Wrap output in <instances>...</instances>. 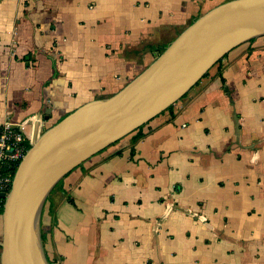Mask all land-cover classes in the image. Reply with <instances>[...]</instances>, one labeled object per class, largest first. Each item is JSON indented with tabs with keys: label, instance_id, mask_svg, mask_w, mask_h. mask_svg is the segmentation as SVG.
<instances>
[{
	"label": "crops",
	"instance_id": "obj_1",
	"mask_svg": "<svg viewBox=\"0 0 264 264\" xmlns=\"http://www.w3.org/2000/svg\"><path fill=\"white\" fill-rule=\"evenodd\" d=\"M229 1L0 0V128L24 124L35 142ZM143 132L52 193L42 218L52 264H264V38Z\"/></svg>",
	"mask_w": 264,
	"mask_h": 264
},
{
	"label": "water",
	"instance_id": "obj_2",
	"mask_svg": "<svg viewBox=\"0 0 264 264\" xmlns=\"http://www.w3.org/2000/svg\"><path fill=\"white\" fill-rule=\"evenodd\" d=\"M264 38V0H232L183 31L115 96L72 112L19 165L2 215L1 264H51L42 238L48 199L70 173L176 105L234 49Z\"/></svg>",
	"mask_w": 264,
	"mask_h": 264
},
{
	"label": "built area",
	"instance_id": "obj_3",
	"mask_svg": "<svg viewBox=\"0 0 264 264\" xmlns=\"http://www.w3.org/2000/svg\"><path fill=\"white\" fill-rule=\"evenodd\" d=\"M34 143L27 134L24 124H14L6 120L0 128V209L6 200L2 194L9 196L17 169Z\"/></svg>",
	"mask_w": 264,
	"mask_h": 264
},
{
	"label": "trees",
	"instance_id": "obj_4",
	"mask_svg": "<svg viewBox=\"0 0 264 264\" xmlns=\"http://www.w3.org/2000/svg\"><path fill=\"white\" fill-rule=\"evenodd\" d=\"M253 41H255V40H253ZM253 41H251V42H253ZM167 49V47H164V48H162L161 49V51H160V55L165 51ZM227 57V56H226ZM225 57V58H226ZM223 60H221V61H219L215 66H217V65H219V64H221V62H222ZM209 73L210 72H208L206 75H205V77L203 78V79H205L206 77H208V75H209ZM202 82V80L196 85V86H198L200 83ZM195 88V87H194ZM193 88V89H194ZM192 89V90H193ZM191 90V91H192ZM190 93V92H189ZM188 93V94H189ZM187 94V95H188ZM187 95H185L182 99H184ZM174 107H175V105H173V106H171L170 108H168L165 112H167V111H172L173 109H174ZM164 112V113H165ZM144 127L145 126H143V127H141V128H139L137 131H135L133 134H131L130 136H132V141H133V143H136V142H138L140 139H142L143 137H145V134H144V132H143V129H144ZM129 137V136H128ZM127 138V137H126ZM122 141V140H121ZM120 141H118L117 143H119ZM117 143H115V144H117ZM114 144V145H115ZM63 182V181H62ZM62 182H60V183H62ZM59 183V184H60ZM52 195V194H51ZM49 200V199H48ZM3 211H4V207L2 208V209H0V222H1V218H2V215H3ZM42 238H43V242H44V245L46 246V240H45V237H44V234H43V231H42ZM0 239H2V225H1V223H0ZM46 248V247H45ZM51 262V261H50ZM51 264H52V262H51Z\"/></svg>",
	"mask_w": 264,
	"mask_h": 264
},
{
	"label": "rangeland",
	"instance_id": "obj_5",
	"mask_svg": "<svg viewBox=\"0 0 264 264\" xmlns=\"http://www.w3.org/2000/svg\"><path fill=\"white\" fill-rule=\"evenodd\" d=\"M61 184H62V183H60V184L55 188V190H54L52 193H55V192L60 188Z\"/></svg>",
	"mask_w": 264,
	"mask_h": 264
}]
</instances>
